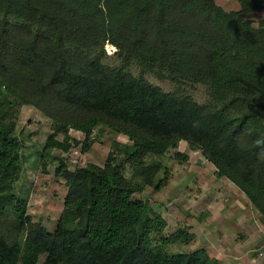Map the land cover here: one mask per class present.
<instances>
[{"label": "trees", "instance_id": "trees-1", "mask_svg": "<svg viewBox=\"0 0 264 264\" xmlns=\"http://www.w3.org/2000/svg\"><path fill=\"white\" fill-rule=\"evenodd\" d=\"M236 1L239 10L227 12L215 0H0V264H220L206 249L168 253L194 235L165 236L166 219L134 197L164 186V166L147 159L180 142L264 219V19L247 18L264 11V0ZM105 44L118 49L120 66L103 62ZM133 61L137 77L127 70ZM147 73L178 90L205 85L211 101L164 92ZM18 105L52 122L41 167L58 160L55 176L68 188L54 234L14 193L23 143L9 110ZM99 125L130 142L115 141L103 166L71 170L50 152L68 153L73 143L89 152Z\"/></svg>", "mask_w": 264, "mask_h": 264}, {"label": "rangeland", "instance_id": "rangeland-1", "mask_svg": "<svg viewBox=\"0 0 264 264\" xmlns=\"http://www.w3.org/2000/svg\"><path fill=\"white\" fill-rule=\"evenodd\" d=\"M215 1L227 12L240 8L236 0ZM247 18L257 25L264 19V11L251 13ZM117 52V48L105 44L103 62L111 67L120 66L122 60ZM127 70L136 77L141 72L136 61ZM144 77L164 92H182L192 96L199 104L211 101L205 85L184 84L178 90V85L171 80H160L152 73ZM5 109L0 107V113ZM9 114L16 122V134L23 143V168L19 181L14 185V193L27 200L28 213L33 221L40 222L49 233L54 234L68 188L64 180L55 176L58 160H48L47 172L41 167V152L47 135L52 132V122L37 109L26 105L13 107ZM70 135L80 142L85 138L75 130H71ZM93 136L96 142L87 153H82V145L76 143L68 153L50 152L60 160H67L70 169L74 170L90 163L103 166L115 141L130 143L127 137L104 125L96 127ZM57 139L63 140V136L58 135ZM177 153L188 155V160L177 159ZM152 160L160 161L164 166L157 178L158 182H164V186L160 190L147 187L142 194H136L135 199L145 200L166 219L168 227L165 236L179 229L194 235L189 244L167 246L168 253H193L206 249L220 264H264V219L233 183L217 177L216 168L200 151H192L186 142H180L178 148L170 149L164 156H149L147 159L148 162ZM125 174L131 178V169L127 168ZM9 225L12 233L17 235L13 220H9Z\"/></svg>", "mask_w": 264, "mask_h": 264}, {"label": "crops", "instance_id": "crops-1", "mask_svg": "<svg viewBox=\"0 0 264 264\" xmlns=\"http://www.w3.org/2000/svg\"><path fill=\"white\" fill-rule=\"evenodd\" d=\"M241 192V191H240Z\"/></svg>", "mask_w": 264, "mask_h": 264}]
</instances>
